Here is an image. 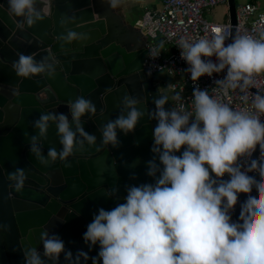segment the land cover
Segmentation results:
<instances>
[{
	"label": "clouds",
	"instance_id": "9594fccd",
	"mask_svg": "<svg viewBox=\"0 0 264 264\" xmlns=\"http://www.w3.org/2000/svg\"><path fill=\"white\" fill-rule=\"evenodd\" d=\"M105 2L115 10L123 0ZM37 3L8 0V10L23 18L21 28H30L51 14L52 0H39L41 8ZM76 19L62 17L61 24L75 23ZM60 39L71 44L90 37L67 28ZM227 39L223 30L216 28L211 38H181L178 46L194 82L226 70V76L216 81L218 89L214 91L228 96L230 90L238 89L243 93L240 99L247 104V90L254 85V77L264 73V31L259 38L237 32L226 45ZM159 52L151 55L158 56ZM49 59L19 54L11 67L20 78L46 74L54 79L55 68ZM193 96L194 114L183 108L167 110L166 95L154 100L155 111L150 118L157 124L151 151L159 164L150 160L147 174L155 178V183L129 187L123 203L111 210L100 208L94 215L83 239L90 250L99 245L98 255L90 257L80 250L74 257L58 235L43 230V257L35 247H22L25 264H46L44 258L59 264L62 253L69 264H80L81 258L91 259L92 264H264V123L260 118L264 114V94L254 95L251 109L255 111L233 108L198 87ZM174 99L181 100V94ZM122 102L127 114L108 121L101 130L105 145L118 146L117 129L124 134L133 132L144 116L137 107L138 99L126 95ZM67 106L71 123L65 114L52 112L34 121L38 134L29 137L30 151L45 167L57 159L67 161L77 145L83 148L85 140L89 145L96 143V137L88 134L81 123L85 114H96V105L78 95ZM50 122L56 125L62 149H49L45 157L42 141L47 139ZM77 134L83 140H78ZM257 146L261 155L253 159ZM181 149L182 154L176 155ZM65 167L71 164L65 163ZM248 173H256L259 179ZM226 174L230 177L227 180ZM7 179L11 189L22 193L28 176L24 169L17 168L8 173ZM253 187L257 189L255 194ZM241 193L248 195L240 206L238 221H234L231 213Z\"/></svg>",
	"mask_w": 264,
	"mask_h": 264
},
{
	"label": "water",
	"instance_id": "95a60500",
	"mask_svg": "<svg viewBox=\"0 0 264 264\" xmlns=\"http://www.w3.org/2000/svg\"><path fill=\"white\" fill-rule=\"evenodd\" d=\"M41 7L38 0L37 8ZM229 7L235 23V0H229ZM72 16L77 18L75 23L61 24L62 17ZM20 22L23 18L9 13L8 0H0V264H25L22 247H35L43 257V230L58 235L74 257L80 250L96 257L99 245L90 250L83 239L94 215L100 208L111 210L123 203L129 187L155 183L147 174L150 160L159 164L151 151L157 121L150 114L155 111L154 100L165 94L154 86L157 78L143 71L148 39L105 0H52L51 14L43 21L30 28H21ZM67 28L90 39L66 43L60 36ZM19 54L34 55L37 60L50 57L55 78L46 74L20 78L11 67ZM155 89L157 96L152 94ZM78 95L96 105L95 115L81 118L96 143L89 145L85 140L67 161L57 159L45 167L30 151L29 137L38 134L34 121L52 112L65 114L71 123L67 104ZM126 95L140 101L137 107L144 116L133 132L117 129L118 146L105 145L101 130L108 121L127 114L122 102ZM77 139L83 137L77 134ZM52 148L59 152L62 145L56 125L50 122L47 139L42 141L45 157ZM259 151L257 146L253 159H258ZM17 168L25 170L30 183L22 193L11 189L7 179ZM248 175L257 178L255 173ZM229 178L226 174L225 180ZM247 195L241 194L236 221ZM59 264H69L63 253ZM80 264L92 261L81 258Z\"/></svg>",
	"mask_w": 264,
	"mask_h": 264
},
{
	"label": "built area",
	"instance_id": "2783aa9c",
	"mask_svg": "<svg viewBox=\"0 0 264 264\" xmlns=\"http://www.w3.org/2000/svg\"><path fill=\"white\" fill-rule=\"evenodd\" d=\"M222 5L227 7V22L220 23L206 18V12L209 9ZM262 18H264V0H251V2L241 7L236 6L235 23H232L229 0H161V8L159 10L147 9L141 19L140 27L148 39L143 71L150 77L166 73L169 77L176 79L171 84L170 90L174 93L172 99L173 107L177 109L183 108L194 114L193 90L197 87L207 90L210 95H217L221 102L230 103L233 108L239 107L243 109L247 107L251 109L254 95L256 93L264 94V73L254 77V85L247 90L249 99L247 104H245L240 99L243 93H240L238 89L235 91L230 90L228 96H224L218 90L214 91V89H218L216 81L226 76V70L222 73H214L212 77L202 76L198 81L194 82L188 71L189 65L181 57L182 50L179 48L178 42L181 38L189 41L201 37L211 38L216 28L222 29L228 38L225 42L226 45L231 43V38L237 32L240 34H252L259 38L260 32L264 31V19ZM161 45L163 46L162 48ZM156 51H160L159 55L153 57L151 52L154 53ZM210 59L214 62L216 60L215 57ZM156 83L158 85V82ZM177 94H181V100L174 99ZM251 110L255 111L254 109ZM260 118L262 123H264V114ZM260 155L259 151L258 158ZM257 179H259L258 175ZM256 191L257 189L255 188L253 194ZM241 194H239V200ZM237 205L231 213L234 221H236Z\"/></svg>",
	"mask_w": 264,
	"mask_h": 264
},
{
	"label": "crops",
	"instance_id": "0c3cea01",
	"mask_svg": "<svg viewBox=\"0 0 264 264\" xmlns=\"http://www.w3.org/2000/svg\"><path fill=\"white\" fill-rule=\"evenodd\" d=\"M160 8L161 0H123L121 6L118 7V9L121 11V14L127 19L126 24H132L136 29H138L139 31L141 30V32L143 33L144 31L140 27V23L145 11L147 9L159 10ZM137 11L139 12L138 15H134Z\"/></svg>",
	"mask_w": 264,
	"mask_h": 264
},
{
	"label": "rangeland",
	"instance_id": "374dc122",
	"mask_svg": "<svg viewBox=\"0 0 264 264\" xmlns=\"http://www.w3.org/2000/svg\"><path fill=\"white\" fill-rule=\"evenodd\" d=\"M251 2V0H235V4L237 7H241L247 3ZM138 11L134 15H138ZM136 17V16H135ZM206 18L209 20H213L215 22L225 23L228 21V14H227V7L225 5L216 7L214 9H209L206 12ZM158 78L157 82L159 85V88L164 92L167 97L171 100L173 99L174 93L170 90L171 84L173 81H176V79H173L172 77H169L166 73H160L156 75Z\"/></svg>",
	"mask_w": 264,
	"mask_h": 264
},
{
	"label": "flooded vegetation",
	"instance_id": "af4514ba",
	"mask_svg": "<svg viewBox=\"0 0 264 264\" xmlns=\"http://www.w3.org/2000/svg\"><path fill=\"white\" fill-rule=\"evenodd\" d=\"M153 78V77H152ZM154 86L155 87H158V85H157V83H154ZM158 89L160 90V92L162 93V90L158 87ZM152 94L153 95H155V96H157L158 95V90L157 89H155V90H153V92H152ZM164 94V93H163ZM166 95V94H165ZM167 96V95H166ZM168 105H167V110H171L172 108H173V104H172V102H171V100L168 98ZM25 184H29L30 185V183H25Z\"/></svg>",
	"mask_w": 264,
	"mask_h": 264
}]
</instances>
